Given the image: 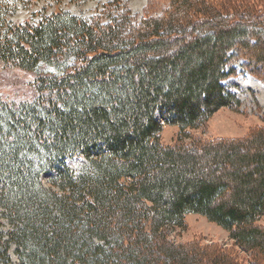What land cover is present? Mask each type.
Returning <instances> with one entry per match:
<instances>
[{"label":"trees","instance_id":"16d2710c","mask_svg":"<svg viewBox=\"0 0 264 264\" xmlns=\"http://www.w3.org/2000/svg\"><path fill=\"white\" fill-rule=\"evenodd\" d=\"M235 2L171 0L139 23L109 7L14 24L17 5L0 0V65L31 78L23 91L0 88V207L11 225L0 222V264H13L12 244L20 264L247 263L235 248L174 241L189 214L264 264V126L184 143L240 106L223 84L236 63L264 80V0ZM159 117L181 142L163 143ZM73 157L87 161L79 172Z\"/></svg>","mask_w":264,"mask_h":264},{"label":"rangeland","instance_id":"374dc122","mask_svg":"<svg viewBox=\"0 0 264 264\" xmlns=\"http://www.w3.org/2000/svg\"><path fill=\"white\" fill-rule=\"evenodd\" d=\"M31 3H27L30 2ZM114 0H9L12 5H17L15 9L7 13V19L11 23L24 24L30 21L37 23L43 15H50L55 11L66 10L71 13L90 19L101 12H107L112 8V13H119L123 7L127 8L132 16L134 23H139L149 15H157L165 10L171 0H123L122 7L112 6ZM243 0H239L242 3ZM235 2V0H233ZM236 3V2H235ZM246 3V2H245ZM106 8V9H105ZM103 18L108 21L109 17ZM242 59V58H241ZM239 62V61H236ZM241 60L236 63L237 72L235 75L227 78L223 84L240 100V106L222 107L218 110L203 126L199 129L189 131L190 136L184 138V143H192L196 140L208 141L212 139L243 138L247 136L254 128L264 126V80L262 74L256 70L244 68ZM3 65H0V79L4 74H9V80H0V88L3 94L27 87L30 76L18 70L3 71ZM249 69V70H248ZM54 70V69H52ZM264 74V71H262ZM8 79V78H6ZM163 122L162 141L166 145H174L181 138L179 127ZM68 164L76 171L82 170L87 161L82 157H73L68 159ZM43 182L47 187H52L50 175L43 177ZM54 188V187H53ZM0 207V222L4 231L11 229V225L6 218L2 216ZM186 229H171V238L176 242L199 241L204 244H217L226 248H235L238 254L247 261L246 264H252L250 255L242 252L234 245V240L230 238L227 230L218 224L209 221L206 217L198 214H189L186 217ZM264 226V217L259 221ZM13 264H20L19 256L16 253V246L11 245L9 251Z\"/></svg>","mask_w":264,"mask_h":264}]
</instances>
